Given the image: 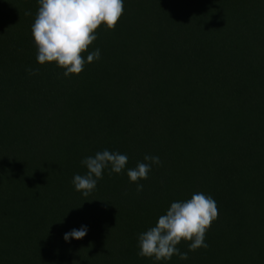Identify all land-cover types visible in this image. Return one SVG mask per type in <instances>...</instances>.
<instances>
[{
	"label": "trees",
	"instance_id": "trees-1",
	"mask_svg": "<svg viewBox=\"0 0 264 264\" xmlns=\"http://www.w3.org/2000/svg\"><path fill=\"white\" fill-rule=\"evenodd\" d=\"M38 8L0 0V264H264V0H124L88 49L100 59L68 77L37 63ZM105 149L128 163L85 197L73 177ZM145 155L161 164L137 192ZM195 193L218 207L208 247L139 256V234Z\"/></svg>",
	"mask_w": 264,
	"mask_h": 264
},
{
	"label": "clouds",
	"instance_id": "clouds-1",
	"mask_svg": "<svg viewBox=\"0 0 264 264\" xmlns=\"http://www.w3.org/2000/svg\"><path fill=\"white\" fill-rule=\"evenodd\" d=\"M39 8L31 26V34L37 49L38 64L55 62L63 69V76L79 75L86 64L100 59V49L89 52L90 45L97 39V30L103 25L114 30L124 14V0H38ZM26 12L25 15H30ZM85 53H87L85 57ZM35 75L38 69H26ZM144 162H138L127 171L130 182L136 183V190H143L140 180L148 179L153 165H160L158 156L145 155ZM128 163V156L105 149L94 156L85 157L81 164L86 174H76L72 183L76 191L87 197L92 193L103 171L110 166L111 173H121ZM218 218L216 201L204 193H195L186 201L172 202L166 213L159 216L155 226L138 236V255L168 261L174 255L187 260L188 252L177 247L181 241L189 242L188 251L207 248L205 236L212 223ZM87 227L72 229L63 239L79 240L86 236Z\"/></svg>",
	"mask_w": 264,
	"mask_h": 264
}]
</instances>
